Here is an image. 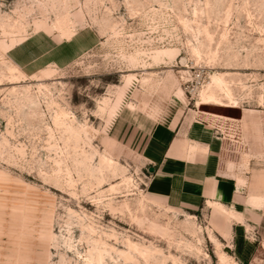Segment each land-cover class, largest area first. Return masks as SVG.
<instances>
[{
    "label": "rangeland",
    "instance_id": "1",
    "mask_svg": "<svg viewBox=\"0 0 264 264\" xmlns=\"http://www.w3.org/2000/svg\"><path fill=\"white\" fill-rule=\"evenodd\" d=\"M216 74L222 105L201 104ZM171 133L178 150L221 143L227 205L176 208L154 192L213 176L207 156L160 161L153 144ZM109 156L124 175L103 171ZM0 194L34 200L37 220L11 224L34 264L99 251L107 264H220L211 235L234 264H264V0H0Z\"/></svg>",
    "mask_w": 264,
    "mask_h": 264
},
{
    "label": "crops",
    "instance_id": "2",
    "mask_svg": "<svg viewBox=\"0 0 264 264\" xmlns=\"http://www.w3.org/2000/svg\"><path fill=\"white\" fill-rule=\"evenodd\" d=\"M202 121V120H201ZM195 122L197 123V125L195 124V126H199L202 130H207L206 128H204L205 126H207L205 123H202L198 120H195ZM203 124V125H200ZM180 130L177 129L175 131V134L177 135L178 132ZM208 132H210L208 130ZM210 134V133H209ZM191 135V133H190ZM195 137V135H194ZM215 137L213 136L212 138H214V140L212 141L213 144L215 145ZM179 141V139L177 137H175V135H173L172 133L169 135V141H168V145L165 146V143H154L153 146L156 147L159 146L161 149V155L159 156L158 154L155 155V158L160 160V161H164V160H176V161H182L185 163H189L188 162V158L192 157L193 159V165L194 162L196 160L194 159H200V157L202 156H207L209 160H212V164H211V168H212V177H208V184L204 185V186H200V188H198V190H196L195 187L191 186V187H187L184 185H176V186H161L162 189L160 188L159 191H154L155 193H158L161 199H165V201H167L169 203V205H173L172 207H176V208H180V206H187L186 203H188L189 200H194L197 199L199 200L200 198H203L204 200H214L217 201L223 205H227V202H229V198L234 197V191L231 190L229 193L226 192L225 187H224V181H222L221 176H224L223 172H225L224 167H222V161H221V143L220 145H218V149L216 150V148H212L211 144H206L204 151H202V153H200V150L197 149L198 144L201 143H195L194 144H190L191 146H194V150L190 151L187 150L186 147V151L184 150V146L181 148V150H178L179 148L177 147L178 144H176ZM166 142V141H165ZM203 154V155H202ZM175 155V157H174ZM182 157V158H180ZM152 158H154V156L152 155ZM210 162V161H208ZM194 167V166H193ZM220 176V177H219ZM174 178V177H173ZM185 178V176L183 177ZM166 184H172L169 183L170 181H173V179L170 176H166L164 179ZM191 188V189H190ZM174 189V190H173ZM153 192V191H152ZM153 192V193H154ZM10 196L12 197V199H14L13 201H6L7 197ZM15 195H6V194H0V242L1 240H3V236L4 235H8V237H10L12 239V241L10 242H14V244L16 245V248H13V252L12 255L14 256V259H8L7 258L3 261H1L0 259V264H10V263H15L17 264V262H19V264H34V255L30 254L33 253V248H31L30 251V246L29 244H26L27 240H25L24 238H22L23 236L20 234H17L14 238L12 232L14 231L11 227V224L14 223L13 221H21V223H17L19 226L23 227L26 226L27 224H29L30 220L26 214H28L31 210V214L35 215L37 217H34V219L37 220V218L39 217V215L37 214L38 212L36 211L35 208H33L30 205V202H34L33 198H24L23 196L16 197L14 198ZM251 201H257L259 204L261 203L262 197L260 196H251ZM233 200V199H232ZM192 202V201H191ZM254 203V202H253ZM257 203V204H258ZM255 204V203H254ZM7 210L12 211L11 215H15L18 218H13V216L11 217V221L7 222V216L8 214L6 213ZM5 215H7L5 217ZM47 222V221H44ZM45 225V223H44ZM42 224V227L44 226ZM43 233L45 232L44 230L42 231ZM50 235H52L50 233ZM9 239V240H11ZM52 239V238H51ZM14 240V241H13ZM27 245V246H26Z\"/></svg>",
    "mask_w": 264,
    "mask_h": 264
},
{
    "label": "bare ground",
    "instance_id": "3",
    "mask_svg": "<svg viewBox=\"0 0 264 264\" xmlns=\"http://www.w3.org/2000/svg\"><path fill=\"white\" fill-rule=\"evenodd\" d=\"M62 27V26H61ZM68 31V30H67ZM65 32V31H64ZM69 35V34H68ZM224 76L222 75H219V74H216L212 77V83L211 85H209L201 94V101L200 103L201 104H205V103H213V104H218V105H222L221 103V100L218 99L217 97V94H216V91L217 90H222V86L223 84L225 85L224 83ZM228 85V84H226ZM225 85V86H226ZM228 90L229 89V86H227ZM217 89V90H216ZM219 90V91H220ZM231 91V90H230ZM218 92V91H217ZM220 92H224L223 90L220 91ZM232 100V99H231ZM232 105H234L232 103ZM103 171L108 175V173H110L111 175H114V176H117V173L119 172H122V174L124 175V169L121 168V166L118 164V162H116L112 157H104L103 158ZM104 176V177H103ZM103 178L102 177H98V185L99 186H102L103 183L106 181L105 179V174H103ZM125 184L128 188V194L127 195H130L129 192H131L129 190V188L131 187V183H132V180L131 178H127V177H123V181L121 184ZM121 184H117L115 186H112L111 189L109 190L110 192V195H111V192L112 193H115V191L119 190L120 188H118L119 185ZM102 194V193H101ZM103 195V194H102ZM105 196V195H103ZM143 198V197H142ZM143 203V200L141 201ZM140 202V204H141ZM255 204H257L258 202L257 201H253ZM212 204V203H211ZM259 204V203H258ZM257 204V205H258ZM125 208L126 209H129L130 210V207L128 205V203L124 204ZM214 205V204H213ZM145 206V205H144ZM221 207V210L225 213H227V215H229V217L233 218V217H236V215L233 213V212H230L229 210H226L224 207H222L221 205H219ZM218 204H217V207H219ZM216 207V206H215ZM216 207V208H217ZM219 207V208H220ZM114 210V208H113ZM145 210V208H144ZM131 211V210H130ZM165 228V227H164ZM163 227H160V229L163 231H165ZM211 242L214 243V246H215V249H216V256L219 260V263L220 264H234L232 261H231V257H229L223 250H222V247H221V243L213 236L211 235ZM129 243V246L131 249H133L134 251H137L139 252L141 255L143 256H149V254L151 253V251L147 248H144V247H140L139 245H136V244H133L130 240L128 241ZM98 245V244H97ZM106 247H110V250L111 251H117L114 247L108 245V244H105ZM156 250V249H155ZM108 256L111 257V254L110 252L108 253ZM208 256V255H207ZM87 264H107V262L105 261V255L103 254L102 251H99V254L97 256L93 255L91 252L89 253V255L87 256ZM127 257L129 258V255H127ZM131 258V257H130ZM175 262V261H174ZM176 263V262H175Z\"/></svg>",
    "mask_w": 264,
    "mask_h": 264
},
{
    "label": "water",
    "instance_id": "4",
    "mask_svg": "<svg viewBox=\"0 0 264 264\" xmlns=\"http://www.w3.org/2000/svg\"><path fill=\"white\" fill-rule=\"evenodd\" d=\"M149 170H150V171H153V167H150Z\"/></svg>",
    "mask_w": 264,
    "mask_h": 264
}]
</instances>
